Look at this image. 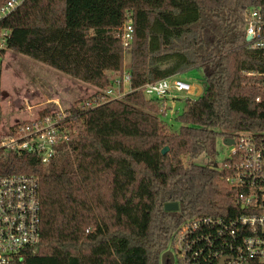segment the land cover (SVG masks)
I'll use <instances>...</instances> for the list:
<instances>
[{"label": "trees", "instance_id": "16d2710c", "mask_svg": "<svg viewBox=\"0 0 264 264\" xmlns=\"http://www.w3.org/2000/svg\"><path fill=\"white\" fill-rule=\"evenodd\" d=\"M252 6L264 0H25L3 19L4 57L13 51L92 84L94 97L108 76L122 77L125 54L130 60L121 98L66 109L74 132L47 166L29 153L0 157V174L39 183L40 242L18 264H160L184 218L231 212L225 178L234 161L212 167L196 159L213 158L220 138L264 131V55L244 31ZM128 15L133 40L124 48ZM189 69L201 72V93L166 132L162 99L147 98L142 86ZM170 202L178 209L165 210Z\"/></svg>", "mask_w": 264, "mask_h": 264}, {"label": "built area", "instance_id": "2783aa9c", "mask_svg": "<svg viewBox=\"0 0 264 264\" xmlns=\"http://www.w3.org/2000/svg\"><path fill=\"white\" fill-rule=\"evenodd\" d=\"M25 0H2L0 23ZM245 38L249 48L264 55V7L252 6L245 12ZM9 31L0 27V72ZM133 40V27L128 15L120 35L127 48ZM247 75L253 73L246 72ZM264 77V71L261 72ZM126 71L116 79L129 86ZM191 85L179 76L161 78L142 86L147 98L163 99L172 91H190ZM196 90V86L193 87ZM264 92V83L262 86ZM93 96L73 105L74 110L94 108L108 100ZM129 90V89H128ZM119 98V97H116ZM255 100H259V96ZM68 109V108H67ZM164 108H162V111ZM65 118L72 115L65 109L36 118L3 122L0 109V157L29 153L47 166L56 153L57 144L66 140L74 129ZM230 155L231 172L225 180L233 189L232 208L227 215L184 218L173 232L168 250L173 264H264V131L238 132L233 138ZM227 167V163L224 164ZM41 238V205L39 183L34 175L0 174V264H18L23 250L35 252Z\"/></svg>", "mask_w": 264, "mask_h": 264}, {"label": "rangeland", "instance_id": "374dc122", "mask_svg": "<svg viewBox=\"0 0 264 264\" xmlns=\"http://www.w3.org/2000/svg\"><path fill=\"white\" fill-rule=\"evenodd\" d=\"M123 61L122 76L130 65L127 54L124 55ZM201 76L197 69H189L179 74L192 89L187 92L172 91L162 99L158 117L164 123V131L170 132L179 128L181 123L175 120V115L182 111L186 100L196 97L197 89L194 90L193 87L199 83ZM108 79L110 84L107 89L111 92L106 93V98H121L127 93V84L121 82L118 85L115 82L119 79L118 75H110ZM95 93H99L96 86L72 78L28 56L8 51L4 57L0 72V109L4 123L36 118L43 114L42 112L61 113ZM230 150L231 147L225 145L220 138L216 142L213 158H198L196 161L220 167L221 162L230 155Z\"/></svg>", "mask_w": 264, "mask_h": 264}, {"label": "water", "instance_id": "95a60500", "mask_svg": "<svg viewBox=\"0 0 264 264\" xmlns=\"http://www.w3.org/2000/svg\"><path fill=\"white\" fill-rule=\"evenodd\" d=\"M250 39V37L249 36H247L246 37V41H248ZM196 88H197V92H196V96H199L200 95V93H201V87H200V85H196ZM222 142L225 144V145H227V146H229V145H231L232 143H233V139L232 138H230V137H225V138H223L222 139ZM166 151H167V147H163L162 149H161V153L162 154H164V153H166ZM164 209L165 210H177L178 209V205H177V203H175V202H170V203H165L164 204ZM166 256H168L169 258V264H173V257H172V254H171V252L170 251H168V250H166V251H164L162 254H161V262H160V264H165V257Z\"/></svg>", "mask_w": 264, "mask_h": 264}, {"label": "flooded vegetation", "instance_id": "af4514ba", "mask_svg": "<svg viewBox=\"0 0 264 264\" xmlns=\"http://www.w3.org/2000/svg\"><path fill=\"white\" fill-rule=\"evenodd\" d=\"M168 250V249H167ZM169 251V250H168ZM171 252V251H170ZM172 254V253H171ZM172 257H173V255H172ZM169 257L168 256H166L165 257V264H169V259H168ZM173 262H174V257H173Z\"/></svg>", "mask_w": 264, "mask_h": 264}]
</instances>
